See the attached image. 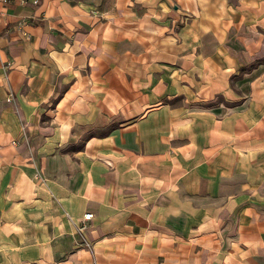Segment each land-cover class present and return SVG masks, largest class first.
Returning <instances> with one entry per match:
<instances>
[{
  "label": "crops",
  "instance_id": "0c3cea01",
  "mask_svg": "<svg viewBox=\"0 0 264 264\" xmlns=\"http://www.w3.org/2000/svg\"><path fill=\"white\" fill-rule=\"evenodd\" d=\"M0 264H264V0L0 1Z\"/></svg>",
  "mask_w": 264,
  "mask_h": 264
},
{
  "label": "built area",
  "instance_id": "2783aa9c",
  "mask_svg": "<svg viewBox=\"0 0 264 264\" xmlns=\"http://www.w3.org/2000/svg\"><path fill=\"white\" fill-rule=\"evenodd\" d=\"M3 2H7L8 0H0ZM92 217V213H86L84 214V216L82 217V220H88ZM84 245H86L87 247H90V244L88 242H85Z\"/></svg>",
  "mask_w": 264,
  "mask_h": 264
},
{
  "label": "rangeland",
  "instance_id": "374dc122",
  "mask_svg": "<svg viewBox=\"0 0 264 264\" xmlns=\"http://www.w3.org/2000/svg\"><path fill=\"white\" fill-rule=\"evenodd\" d=\"M258 248L262 249V245L258 246Z\"/></svg>",
  "mask_w": 264,
  "mask_h": 264
}]
</instances>
